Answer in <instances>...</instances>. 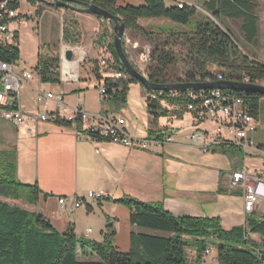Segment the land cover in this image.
Here are the masks:
<instances>
[{"label": "crops", "instance_id": "1", "mask_svg": "<svg viewBox=\"0 0 264 264\" xmlns=\"http://www.w3.org/2000/svg\"><path fill=\"white\" fill-rule=\"evenodd\" d=\"M178 1L192 5L187 0ZM168 2V5H175L171 0ZM127 5L143 6L144 0H118L116 3L117 7ZM73 17L81 33L80 42L75 46L80 47L82 52L77 60L67 61L62 57L65 46L70 45L63 41L64 10L47 6L38 16L34 12L38 38L36 57L33 55L29 68L23 65L15 68V64L13 65L14 72L32 75V79L20 90L18 100L25 121L17 127L3 119L0 114V151L13 153L16 179L25 185H36L40 191L35 204L25 202L28 206L26 210L42 215L59 234L72 229L77 238L97 243L102 241L103 234L108 229L113 228L114 245L120 236L128 237L129 245L132 231L137 234L168 237V234L160 231L132 226L128 208L113 203L125 196L143 203H161L164 210L175 218H217L222 230L227 232L244 226L247 214L243 211V191L231 189L229 177L232 172L245 169L248 176L264 180V172L255 176L248 174L245 166L247 154L240 153L243 154L240 160L237 157L239 152L235 151L222 153L214 149L210 153H203L198 145L192 143L191 135L194 131L182 130L178 125H159L158 121L152 127L150 118L147 131L151 129L155 134L161 133L169 141L152 145L147 150L139 147L128 149L107 140L93 139L84 134L89 125L88 121L81 125L83 133L74 128L59 126L52 121L51 114L69 120L75 109H80L87 115H108L124 119L128 135L140 140L127 130L126 120L119 110L103 102L98 91L103 86L102 81L96 80V87L91 89L82 83L86 78H80L82 61H99L102 57L108 59L105 47L110 42L113 31L109 29L106 37L97 43V37L106 23L77 11H73ZM23 22L20 19L9 24L17 32L18 47L17 27ZM258 23L257 40L253 47L259 49ZM158 24L175 26L164 19L139 21V25L147 29L159 27ZM41 45L50 46L52 53L60 58L59 83H41L33 72ZM19 50L21 62L22 52L20 48ZM261 64L264 65V61ZM102 76L112 77V74ZM48 93L55 98L38 101L39 95ZM41 114H48L50 120H38ZM189 117L193 120L191 115ZM215 125L214 123L204 131H196H212L216 128ZM155 136L147 135L145 139ZM250 139L256 147L264 146V98L260 100L256 130L250 135ZM249 151L264 155V150ZM89 192L100 196V200L86 198ZM105 197L111 201L102 200ZM60 199H66V203L60 205ZM78 199H84V202L76 208L74 203ZM252 214L263 216L264 204L258 206ZM110 223L112 226L108 227ZM246 238L264 252L263 237L248 233ZM211 244H216L214 238H211ZM210 254V260H217L216 246Z\"/></svg>", "mask_w": 264, "mask_h": 264}, {"label": "trees", "instance_id": "2", "mask_svg": "<svg viewBox=\"0 0 264 264\" xmlns=\"http://www.w3.org/2000/svg\"><path fill=\"white\" fill-rule=\"evenodd\" d=\"M22 0H9L8 8L17 10ZM31 7H36L38 16L48 4L38 0H25ZM92 4L102 10L120 17L125 30L132 37L142 40L140 53L144 45L150 46V60L145 68L149 82L158 85L176 83H204L215 81L221 76L225 81L244 82L262 85L264 81V65L250 59L235 44L231 35L216 22L221 18L240 19L241 31L245 43L254 46L257 40V23L255 15L256 0H196L199 7L207 14L199 12L192 5L184 2L178 7V0H171L175 5H168V0H144L143 6L117 7L118 0H75ZM72 7H78L71 4ZM64 10L63 41L66 44L77 45L81 39L78 23L73 17V9ZM105 24L96 42L100 43L110 29L112 22L95 16ZM26 20L30 18L25 16ZM23 19L18 15L17 20ZM168 20L173 26L147 29L139 25L141 20ZM122 49L129 60L125 45ZM110 61L112 77H103L99 61H86L90 65L91 75L102 81L105 93L103 102L118 110L126 103L128 84L135 82L129 78L122 67L113 47V35L105 47ZM139 53V56H140ZM20 59L18 35L14 32L12 44L0 45V62L14 65ZM60 58L52 53L48 45H41L37 64L33 72L41 83H59ZM132 66L135 65L130 61ZM178 64L185 67V72L179 77L175 70ZM120 72L121 77L113 75ZM143 88V87H142ZM144 89V88H143ZM243 100L251 116L256 120L259 113V103L264 97L253 93L223 91ZM167 92H147L145 101L150 116V125L154 127L161 117L181 118L184 110L171 111L160 106V100L170 105L184 107L188 101L184 98L170 99ZM153 96V97H152ZM52 121L59 125L74 128L82 132L81 121H69L55 114ZM84 134L88 133L85 131ZM148 135L163 140L164 135L148 130ZM104 140L101 138H94ZM258 149L264 150V146ZM217 151L226 153L235 151L237 147L221 145ZM16 165L13 153L0 151V197L10 200H20L27 204H35L40 192L36 185H25L16 179ZM104 201H111L108 197ZM99 201V200H98ZM113 203L128 208L129 222L132 226L160 231L168 237H158L131 232L129 250L126 253L118 251L114 245L115 231L108 229L103 234L102 241L97 243L79 239L72 229L59 234L52 225L40 214L30 213L17 206L0 202V264H186L185 248L188 240L193 239L196 245L197 262L204 257L207 250L206 241L214 238L217 248V264H264V252L256 248L246 237L248 233L258 234L264 238V215L246 216L245 225L235 227L230 231L222 230L217 218H175L166 212L161 203H143L131 197H123Z\"/></svg>", "mask_w": 264, "mask_h": 264}, {"label": "built area", "instance_id": "3", "mask_svg": "<svg viewBox=\"0 0 264 264\" xmlns=\"http://www.w3.org/2000/svg\"><path fill=\"white\" fill-rule=\"evenodd\" d=\"M8 2L9 0H0V45L2 46L12 44L14 31L9 24L11 21H16L18 17L15 10L8 8ZM181 6L182 3L178 2V7ZM149 60L150 46L144 45L139 56V68L146 67ZM99 63L105 65L106 58L103 59L102 57ZM113 75L122 76L118 71ZM31 79L30 73H16L13 70V65L0 62V114L3 119L17 127L25 121L18 106L20 90ZM216 79L215 81L223 80L218 75ZM209 82L212 81H205L204 83ZM242 83L249 84L250 82L244 81ZM98 91L101 96L105 93L103 86ZM159 93L160 95L164 94ZM167 97L170 99L184 98L188 101L184 107L176 104L170 105L171 111L184 110L196 122L212 121L216 124V128L212 131H195L191 135L192 143L198 145L203 153H210L219 146L226 144L237 147L244 155L249 150L258 149L250 139V135L256 130L257 120L250 115L242 99L224 94L223 91L219 90L168 92ZM43 98L52 100L55 97L50 93L39 95L38 101L41 102ZM50 118L48 114H41L38 120L48 121ZM76 119H79L81 124L86 121L89 122L86 128L89 137L101 138L128 149L139 147L142 150H147L152 145L169 141L168 137H164L163 140L156 138L134 139L128 135L125 129V121L121 118L101 114L87 115L80 109H75L69 121ZM229 178L231 189L243 191V211L245 214L254 213L258 206L264 204V180L248 176L245 169L232 172ZM86 198L100 200L101 197L89 192ZM58 202L60 205H64L66 199H60ZM83 202L84 199H78L74 203V207L81 206ZM209 254L210 251L208 250L204 252V256Z\"/></svg>", "mask_w": 264, "mask_h": 264}, {"label": "rangeland", "instance_id": "4", "mask_svg": "<svg viewBox=\"0 0 264 264\" xmlns=\"http://www.w3.org/2000/svg\"><path fill=\"white\" fill-rule=\"evenodd\" d=\"M188 2H192V6L195 7L199 12L207 15L198 5L196 0H187ZM167 4H169L168 1H166ZM189 5V4H188ZM36 7H31L30 4L22 0L20 2V7L17 10V15H21L23 17V24L17 27V31L19 33V48L21 49L22 56H21V62H16L14 65L15 68L19 67V65H23L26 68H29V63L36 57V47L38 45V38H37V25L34 18V12ZM255 15L258 19L259 24V49L255 48L253 46H249L247 43H245L244 35L241 31V20L238 19H225L221 18L219 21L216 22L221 28H223L225 31H227L231 37L233 38L235 44L241 49V51L248 56L252 60H256L259 63H263L264 61V0H256L255 3ZM25 16L31 18L33 20H26ZM162 23V22H161ZM14 25V24H13ZM159 25V24H158ZM157 25V26H158ZM12 26V25H11ZM160 27H163L159 25ZM132 42H136V45H133ZM123 43L125 45V49L127 52V55L129 57V60L135 65V68L139 70L142 74H145V68H139V53L140 49L139 47L144 43L142 40L135 39L132 37L131 32L127 31L125 32V36L123 38ZM65 46V45H64ZM66 49H72L74 52H76V56H79L82 52L80 47H77L75 45H66ZM58 56V55H57ZM62 57L64 58V54H62ZM104 59V57H103ZM110 61L106 59V64L102 65L100 70L101 73L105 76V74H111V69L109 65ZM90 65L86 61H82L80 63V78H86V81L82 82L83 85H88L87 87H91V89H94L96 87V79L91 75L90 73ZM185 67L178 64L175 74L180 75V73L185 72ZM90 79L91 81H88ZM88 82V83H87ZM262 86H264V81L261 82ZM147 98V91L142 88L141 84L138 82H131L128 84L127 87V94H126V103L125 105L121 106L119 108L120 114L125 118L126 120V128L130 132L134 133L136 135V138L139 139H145L148 135L147 126L149 123V114L146 109V101ZM160 106L164 109H171L170 104L167 103L165 100H160ZM159 125H166L167 127H172L178 125V128H181L182 130H190V132H195L197 129L204 131L206 128L211 127L214 125L212 121H205V122H196L192 120L189 117L188 113H185L182 115L181 118H170V117H161L158 120ZM258 148V147H257ZM237 157L241 160L243 158V154H238ZM245 166L247 168L248 174L251 176H255L257 174L264 172V155H258L254 154L250 151L247 152V156L245 157ZM0 202H6L11 206H17L19 208H22L26 210L28 206L25 202L20 200H10L3 197H0ZM125 239V240H124ZM214 243V242H213ZM212 243V244H213ZM211 244V239L206 241L205 245L207 246V250L212 251V249L215 248V244ZM115 246L117 247L118 251L121 253L128 252V237H118L117 240H115ZM124 248V249H122ZM196 245H194L193 239L188 240V246L185 248V261L186 264H217V261L215 259H211L210 257L212 254H209L208 256H204L200 262H197V251H196ZM210 248V249H208Z\"/></svg>", "mask_w": 264, "mask_h": 264}, {"label": "water", "instance_id": "5", "mask_svg": "<svg viewBox=\"0 0 264 264\" xmlns=\"http://www.w3.org/2000/svg\"><path fill=\"white\" fill-rule=\"evenodd\" d=\"M48 4L49 6L66 9L71 8L74 11L87 14L90 16L101 17L104 20L112 22L113 26V47L119 58V61L124 68L127 76L133 79L135 82L141 84V86L147 92H184V91H203V90H219V91H233L242 93H253L264 97V86L258 84H248L237 81H213L209 83H176L168 85H158L149 82L146 75L142 74L139 70L134 68L130 61L126 58L123 49L122 41L125 36V26L120 17L112 15L101 8L94 6L92 4H86L75 0H38ZM71 4L78 7H72ZM64 58L67 61L77 60L76 52L72 49H66L64 52ZM111 223L108 227H111ZM107 228V227H106Z\"/></svg>", "mask_w": 264, "mask_h": 264}, {"label": "bare ground", "instance_id": "6", "mask_svg": "<svg viewBox=\"0 0 264 264\" xmlns=\"http://www.w3.org/2000/svg\"><path fill=\"white\" fill-rule=\"evenodd\" d=\"M64 53V52H63ZM115 77H117V78H119V77H121L120 75H114ZM262 213V212H261ZM244 214V213H243ZM251 215V214H250ZM247 215H245V217H246ZM253 216H255V215H253Z\"/></svg>", "mask_w": 264, "mask_h": 264}]
</instances>
